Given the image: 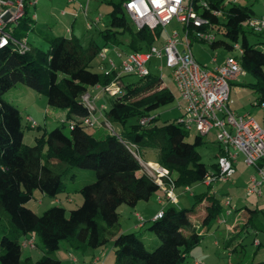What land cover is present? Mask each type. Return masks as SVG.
<instances>
[{
    "label": "trees",
    "instance_id": "trees-1",
    "mask_svg": "<svg viewBox=\"0 0 264 264\" xmlns=\"http://www.w3.org/2000/svg\"><path fill=\"white\" fill-rule=\"evenodd\" d=\"M125 1H109L112 10L108 14V25L98 31L104 45L122 53L146 51L157 46L161 28L136 30L122 11ZM205 1L210 9L221 11L218 18L195 7L212 29L222 30L223 37H216L209 44L210 49L230 53L234 44L240 46V64L253 80L246 86L257 95V104H264V41L261 40L264 32L256 33L243 26L253 18L252 9L235 4L226 7L223 0ZM33 21L26 12L13 29V37L27 38L28 32L34 30ZM36 32L48 44L46 51L31 44L30 50L23 54L9 47L0 49V231L3 233L0 264H22L23 241L19 239L34 236L40 242L43 255L32 263L27 257L26 264H61L60 260L50 257V253L58 249L62 241L80 253L103 248L112 242L113 264H183L203 233L208 232L213 223L221 221V217L218 219L219 200L214 195L201 193L192 195L190 209L169 204L163 208L161 218L146 222L147 230L154 237L149 238V235L146 239L140 230L119 232V207L133 208L159 191L124 142L134 145L139 157L140 154H153L155 163L168 170L175 188L182 190L201 183L209 174L197 151L204 143L203 137L194 135L193 141L187 142L189 132L178 122L181 116L162 125H157L155 116L147 125L150 127L140 126V118L174 101L173 93L150 71L127 84L120 80L126 75L120 76L122 95L107 97L111 102L105 105L103 113L110 124L120 126L117 136L106 134L96 138L88 134L82 120L90 110L82 97L96 86L105 88L115 72L104 75L91 70L92 61L102 51L93 40L83 46L74 36L48 35L45 29ZM123 37L127 38L124 48ZM250 37L256 39L251 41ZM17 84L44 94L48 106L64 112L70 122L69 134L56 127L44 131L34 143H25V130H38L39 126L28 123L27 117L22 124L20 110L4 100V94ZM130 118H135L136 123L126 126ZM73 168L94 173V180L76 191L81 198L79 206L68 211L61 205L52 206L41 215L27 207L34 190L54 200L67 192L64 179H74ZM212 170L217 171L216 163ZM66 200L70 202L71 198L66 196ZM201 203H204L205 214L197 229L191 219ZM246 211L247 224L264 232V227L256 222V209L246 208ZM3 217L7 218L6 227L1 225ZM144 225L145 222L141 228ZM145 242L150 243L153 250H147ZM36 248L34 243L33 249ZM247 264H264V261Z\"/></svg>",
    "mask_w": 264,
    "mask_h": 264
},
{
    "label": "built area",
    "instance_id": "built-area-1",
    "mask_svg": "<svg viewBox=\"0 0 264 264\" xmlns=\"http://www.w3.org/2000/svg\"><path fill=\"white\" fill-rule=\"evenodd\" d=\"M38 1L0 0V49L9 47L20 54L30 50L27 38L16 39L13 37V29L26 14L27 9L29 7L34 8ZM65 1L67 4L78 3V9L83 16H88V5L91 0ZM195 7L199 11L206 10L215 17H221V11L210 9L205 0H126L122 4L123 13L136 30L143 27L149 30H154L157 27L164 29L175 19L182 25L183 34L175 31L166 33L162 46H152L146 51L116 52L120 59L118 68L111 60H107L106 66L102 68L105 70L104 75L115 71V81L105 88L94 87L95 96L88 92L82 97L83 102L90 110L89 115L82 120L83 125L86 128L103 125L110 129V123L103 113L105 105L101 104L98 107L95 104L98 96L101 94L109 97L122 95L119 87L120 76L133 75L142 78L148 75V65L152 58L162 59L164 66L172 71L171 76L180 102L183 104L184 114L178 119V122L184 130L193 131L194 135L200 137H205L213 132L215 141L220 147V153L216 158L217 171L207 174L202 184L211 187L215 183L229 181L235 173L237 156L241 155L243 163L255 172L249 177L245 187L246 196L261 198L264 196L262 194V186H264V129L248 115H236L228 104L231 83L238 77L247 75L240 64L239 58L242 55V50L238 44H234L232 52L236 54L232 55L230 52L220 64H216L215 56L212 57L211 62L216 64L213 69L199 64L191 51L192 41L209 45L216 39V35L209 21L200 16ZM60 15L65 16L66 12L61 11ZM76 16L74 14L73 19ZM31 19L34 20L35 16L32 15ZM99 22L100 19L96 17L86 24V28L92 29ZM243 26L256 33L264 32V17L249 19ZM202 27L206 29L200 30ZM67 33L72 34L69 29H67ZM98 56L103 61L106 58L103 51ZM158 68L161 69L162 67L158 66ZM261 106L264 107V104ZM154 117V115H149L140 118V126H147ZM26 120L32 126L36 125L30 117H27ZM124 145L138 160L143 172L164 193V200L168 204H177V189L168 170L155 162L142 161L134 145L126 142ZM182 193L191 194L190 187H184ZM224 204L226 207L230 206L229 199H226ZM226 214L228 215L229 212ZM162 215L163 208L158 211L153 219L161 218ZM136 216L142 226L143 218L139 215ZM221 222H224L223 218ZM255 244L259 245V242H255ZM21 246L22 248L33 249V237L25 239ZM192 264L197 263L193 262Z\"/></svg>",
    "mask_w": 264,
    "mask_h": 264
},
{
    "label": "rangeland",
    "instance_id": "rangeland-1",
    "mask_svg": "<svg viewBox=\"0 0 264 264\" xmlns=\"http://www.w3.org/2000/svg\"><path fill=\"white\" fill-rule=\"evenodd\" d=\"M110 0H91L88 5V16L84 17L83 14L78 9V3L67 4L65 0H39L35 7H29L27 9V16L31 18L32 15L35 16L33 21L34 30L28 32L27 39L29 44L33 47L46 51L48 49V44L44 41V39L37 34V30L45 29V32L48 35L53 36H64L70 37L74 36L78 38L83 46H87V44L93 40L98 45L101 46L102 51L104 52L106 58L112 57L115 62H118V57H116L111 51L108 45H104L100 35L98 34L99 29H103L105 25H108L109 17L108 14L112 10V5L109 4ZM226 7H229L231 4H235L241 7H250L253 11V18L264 17V0H223ZM61 11H65L66 15L61 16ZM76 14V18L73 19V15ZM96 17L100 19L99 24L92 29H87L86 24L91 22ZM67 29H69L72 34L67 33ZM178 32L179 34H183V28L180 23H178L175 19L171 21V23L166 26L164 29H161L160 39L157 44H160L165 38L166 33ZM217 39L222 38V30L217 32L216 29H213ZM70 35V36H69ZM256 39L255 37H250V40L253 41ZM122 48L126 47L127 38H121ZM127 51V50H126ZM191 51L195 58L199 60V62L203 65L211 66V58L213 55L224 54L225 52L222 50H211L207 43H197L192 44ZM235 52H232V55H235ZM108 60V59H107ZM102 58L97 56L91 63V70L97 73L104 74V71L101 68ZM158 66L162 68L159 69ZM149 71L157 76H159L162 80V86L170 90L174 95V101L171 104L160 107L156 109L152 115L158 118L157 125H162L165 122H170L174 119H178L180 116L184 114V108L180 102V97L178 95L177 89L174 85V81L172 79V71L169 68L164 66V62L161 59L152 58L149 65ZM115 72V71H114ZM116 72L111 82L115 81ZM138 78L136 76L130 75L122 77L121 83L127 84L135 82ZM251 80L250 77L245 78V81ZM109 85V84H108ZM107 85V86H108ZM89 93L95 96V92L93 90H89ZM108 95H104V98L98 99L96 101V106H100L101 104L109 105L110 99L107 98ZM4 100L8 101L15 107H17L21 112L22 124L25 123V114L26 111L29 110L31 112L30 119L33 120L36 125L39 126L38 130L30 131L25 130L24 141L27 144L34 143L35 139L40 138L43 132H49L56 127H60L62 131L68 135L69 134V121L65 118V113L61 110L50 107L47 105L46 96L41 93L34 92L30 88L24 86L23 84H17L14 88H12L9 92L4 94ZM45 116V117H44ZM136 123L135 118H130L126 122V126L133 125ZM262 128H264V120L261 121ZM146 126V128L150 127ZM112 131H111V130ZM110 129L103 125H96L91 128H86V132L96 138H101L106 134H113L120 132V126L115 124H110ZM112 132V133H111ZM194 132H189V136L186 139L187 142L191 143L194 139ZM203 144L197 148L198 153L201 157V162L206 166L207 170L212 171V165L216 162L215 152H216V144H215V135L214 133H210L207 136L203 137ZM142 151L140 150V153ZM141 160L146 162L155 161V156L151 153L148 154H140ZM74 174V179L69 180L68 178L64 179V184L66 186L65 193L58 196L56 200L44 196L39 191L34 190L32 193L31 200L27 203V207L32 209L37 215H41L46 209L52 206H63L67 211L73 208H76L81 203L80 195L76 192L79 187L84 184L90 183L94 180V173L90 170L73 168L71 171ZM255 172L252 168H248L242 164L241 157L236 163V173L232 176L229 181L219 182L213 184L211 187H206L201 183L191 185L192 192L196 195L201 193H206L208 195H213L214 192L216 198L219 200L220 204V214L218 219L221 217V213L226 209H230V207H225L224 202L226 199L231 201V207H241L239 211H244L246 206L249 209H256V222L261 227H264V197L261 199H257L256 197H247L245 193V187L247 178L249 175H254ZM180 191H176L179 196ZM262 194H264V186H262ZM161 196L160 191H157L153 194L149 199L150 207L155 208V199L157 196ZM181 198L179 199L178 204L174 206L176 208H185L190 209L193 204L192 195L180 194ZM66 196L71 198L69 202L66 200ZM164 197V193H163ZM146 203L142 201L141 204ZM166 203V202H164ZM163 203V204H164ZM151 209V208H150ZM204 210V206H202ZM134 209L122 205L120 206L119 213V223L122 226L126 222H128L127 226H131L135 223V218L133 217ZM238 211V212H239ZM217 219V220H218ZM217 222V221H216ZM213 223L211 226V233L216 232V237H204V242L202 247H193L187 257L186 261L183 264H191L192 260L196 259L199 264H236L241 257L240 264H247L251 261H264V232L258 231L253 232V227H247L245 231L242 233L243 245L239 250L229 252L227 249H224L222 245V241L224 239L223 235L226 233V225L224 222ZM1 225L3 227L7 226V218L3 217L1 221ZM119 226V225H118ZM126 226V227H127ZM125 226L124 230H128ZM139 233L141 236L146 239L150 235V237H154L146 227L144 229H140ZM2 231H0V237L2 236ZM144 234V235H143ZM220 235V236H219ZM214 238L219 240L218 244H215ZM34 243L37 247L36 249L23 248L21 262L25 263V259L28 257L30 263L36 261L43 255V250L40 246V242L36 236H34ZM20 242L24 241L23 238L19 239ZM259 241L260 246L257 247L255 242ZM110 243V242H109ZM107 244V247H110L111 244ZM205 243V244H204ZM198 245V244H197ZM145 246L147 250H153V247L150 243L145 242ZM207 248V249H206ZM93 250H88V253H91ZM84 254L80 252L73 251L66 241H62L59 245V248L50 253V257L56 258L61 261V264H75L73 258L76 260V264H87L89 263V258H85ZM107 264H113V253L110 256Z\"/></svg>",
    "mask_w": 264,
    "mask_h": 264
},
{
    "label": "crops",
    "instance_id": "crops-1",
    "mask_svg": "<svg viewBox=\"0 0 264 264\" xmlns=\"http://www.w3.org/2000/svg\"><path fill=\"white\" fill-rule=\"evenodd\" d=\"M261 40L264 41V33H262ZM164 41H165V38H164V40L162 42H160V44H157V46H159V47L162 46ZM197 43L198 42H196V41H192V44H197ZM192 44H191V46H192ZM110 50L114 51L113 54L117 57L116 52H118V50L113 49V48H110ZM213 51H215V50H213ZM228 54H229L228 52H225L224 54H219V55L216 54V55H213L212 57L215 56L216 57V64H220L225 59V57ZM107 59L111 60L114 63L115 67L118 68L119 63H120V59L119 58H118V60H119L118 62H115L112 57H108ZM107 59H105L104 61L102 60L103 62L101 63V68H104V66H106ZM195 59H196V61L199 64H201L197 58H195ZM216 64L212 63L211 66H207V65H203V64H201V65L205 66V67H207L209 69H213ZM247 77H248L247 75L243 76V77H238L235 81H233L231 83L229 99H228L229 108L236 115L246 114L249 117L253 118L260 125V127L262 128L261 121L264 120V107H262L259 104H256L257 95L254 94L246 86L247 84L252 83L253 80L250 78L251 80L246 82L245 78H247ZM91 90L94 91V89H91ZM94 92L96 94V91H94ZM101 98L105 99L104 95L101 94V95L98 96V99H101ZM182 106H183V104H182ZM26 117H31V112L29 110L26 111L25 118ZM262 129H264V128H262ZM30 131H34V130H30ZM215 144H216V152H215L214 156H215V158H217L218 154L220 153V147L218 146L216 141H215ZM239 156L241 157L242 164L245 165L243 163V158H242L241 155L237 156V161L239 159ZM237 161H236V163H237ZM152 162H155V161H152ZM248 168H250V167H248ZM213 172H214L213 170L211 172L209 171V173H213ZM235 173H236V164H235ZM250 176L251 175H249L248 178H247L246 185L248 183V180H249ZM190 189H191V194L190 195H195L192 192V188L191 187H190ZM159 191L161 193V196L158 195L156 197V199H155L156 207L155 208L150 207L149 200L146 203H143V204H141V202L137 203L136 206L132 208V209H134L133 217L135 218V223L132 224L131 226H127L129 221L126 222L124 224V226L125 227L127 226L126 228L128 230H124L123 229L124 226L119 224V227H118L119 232H121V233H123V232H133V231H137V230H140V229H144V227H146V225H147L146 222L152 220L154 218V216L158 213V211H160V209L169 206V204L164 200L163 192L161 190H159ZM178 191H180L179 192V196H178V202H179V199L181 198L180 194H185V193H182V190H179V189H178ZM212 194L214 195V197H216L214 192ZM250 197H255V196H250ZM262 197H264V196H262ZM261 198H257V199H261ZM159 201H161V202H159ZM164 202H166V203H164ZM178 202H177V204H178ZM202 206H204V203H201L194 210V213H193L192 219H191L192 223L195 225V227L197 229L200 227V221H201V219L203 218V216L205 214L204 210L202 209ZM224 206H225V204H224ZM228 207H230V209L229 210L225 209L224 212H222V214H221V219L223 218L224 223L226 225V230H225L226 233H225V235H223L224 239L222 241V245H223L224 249H227V251L233 252V251L239 250L242 247L243 240H242V236L241 235H242V233L245 231V229L247 227H252V225L251 224H247L248 213L246 211V208H247L246 206H244V208H245L244 211H239L241 209V207L232 208L231 207V201H230V206H228ZM227 212H229L228 215L226 214ZM136 215H139L140 217H142L144 222H145V225L142 228H141V225L139 224V221H138V218H137ZM220 222H216V223H220ZM253 229H254L253 232H255V233L258 232L257 229H255V228H253ZM205 236L206 237L207 236L216 237L217 234H216V232H212L211 233V229L208 232L203 233L202 239L198 243V245H196V247L205 246V245H203V242H204L203 239H204ZM149 238H150V236H149ZM151 240H152V238H151ZM153 241H154V239H153ZM214 241H215V244L219 243V240H216V238H214ZM256 242H259V241H256ZM109 244H111L110 247H107V245H106L103 248H99V249L93 250L91 253H88V250L86 252L82 253V254H84L83 256L85 258L87 257V258L90 259L89 263H87V264H107L108 260L110 259L111 254L113 253L112 242H110ZM240 261H242L241 257L235 263L236 264H240L241 263ZM72 262H74L76 264V260L74 258H73ZM192 262H196L197 264H199V262H197L196 259L192 260ZM232 262H230V264H232Z\"/></svg>",
    "mask_w": 264,
    "mask_h": 264
}]
</instances>
